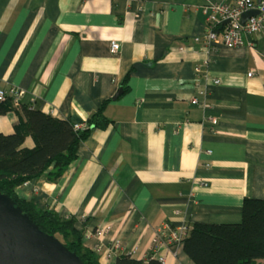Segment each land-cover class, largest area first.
<instances>
[{
	"label": "crops",
	"instance_id": "obj_1",
	"mask_svg": "<svg viewBox=\"0 0 264 264\" xmlns=\"http://www.w3.org/2000/svg\"><path fill=\"white\" fill-rule=\"evenodd\" d=\"M202 1L0 0L1 86L84 122L111 99L112 122L92 130L58 180L43 174L19 188L75 214L102 264L124 252L149 264L164 223L241 221L245 197H264V29L214 50ZM18 120L0 114V130ZM157 253L195 264L184 243Z\"/></svg>",
	"mask_w": 264,
	"mask_h": 264
},
{
	"label": "trees",
	"instance_id": "obj_2",
	"mask_svg": "<svg viewBox=\"0 0 264 264\" xmlns=\"http://www.w3.org/2000/svg\"><path fill=\"white\" fill-rule=\"evenodd\" d=\"M128 75L126 90L131 84ZM111 99L76 127L72 117H60L31 103L16 104L14 96L0 98V114L16 111L19 120L12 132L0 130V188L12 196L46 231L55 234L87 264H102L98 252L84 243L86 228L77 225L75 214L67 215L42 198L29 197L20 186L47 174L58 180L78 155L82 141L96 127H107L112 119L106 114ZM33 139L34 144L28 143ZM195 264H264V197L247 195L244 216L237 222L195 221L183 240ZM143 257L130 252L119 254L116 264H146ZM149 264H164L149 256Z\"/></svg>",
	"mask_w": 264,
	"mask_h": 264
},
{
	"label": "built area",
	"instance_id": "obj_3",
	"mask_svg": "<svg viewBox=\"0 0 264 264\" xmlns=\"http://www.w3.org/2000/svg\"><path fill=\"white\" fill-rule=\"evenodd\" d=\"M250 9H259L258 13L252 14L246 21H243V13ZM205 11L208 13V30L205 34L206 43L214 49L218 50L222 43L230 46L241 45L246 39L248 34L258 33L264 29V0H222L212 1L211 4L205 6ZM227 20V21H226ZM230 21V22H228ZM222 27L218 31V28ZM220 31L223 32V39L220 37ZM197 39L200 36L196 37ZM121 48V41L114 40L112 43V51L117 52ZM209 63V60H205ZM198 73V88L201 92L206 91L203 87L201 74H205L202 63L197 65ZM256 74L255 68H251L249 75ZM219 81V79H217ZM14 96L16 104L21 103V91L17 84H11L6 86L0 85V98L6 99L8 95ZM198 96L194 97V102L200 103ZM76 127H82L85 125L82 121L76 122ZM212 152V149H208ZM187 228L181 226H173L171 223L166 222L158 227L154 241L156 242L153 252V256L166 262L165 255H158L157 251L160 246L172 244L174 242L183 243L186 235ZM136 252V250L134 251ZM133 254V253H132Z\"/></svg>",
	"mask_w": 264,
	"mask_h": 264
},
{
	"label": "water",
	"instance_id": "obj_4",
	"mask_svg": "<svg viewBox=\"0 0 264 264\" xmlns=\"http://www.w3.org/2000/svg\"><path fill=\"white\" fill-rule=\"evenodd\" d=\"M258 12L259 9L245 11L243 21ZM0 264L87 263L58 236L43 229L0 188Z\"/></svg>",
	"mask_w": 264,
	"mask_h": 264
},
{
	"label": "rangeland",
	"instance_id": "obj_5",
	"mask_svg": "<svg viewBox=\"0 0 264 264\" xmlns=\"http://www.w3.org/2000/svg\"><path fill=\"white\" fill-rule=\"evenodd\" d=\"M202 3H203V8L205 9V6L207 5V4H211L212 3V1H205L204 2V0L202 1ZM207 20H208V17H207ZM228 22H230V21H228ZM219 29H222V27H219L218 28V31H219ZM183 48V47H182ZM30 141H33V139L31 138V140ZM78 156V155H77ZM76 156V157H77ZM75 159V158H74ZM49 178V177H48ZM50 179V178H49ZM51 180V179H50ZM28 182V181H27ZM43 199V198H42ZM48 204V203H47ZM49 205V204H48ZM49 206H51V205H49ZM63 213V212H62ZM65 214H67V213H65ZM67 215H70V214H67ZM100 232H102V229L100 230ZM123 245V240L121 239V238H118V239H116V241H115V243H114V246H116V247H121ZM97 252H98V254H99V256L101 255V253L98 251V250H96ZM152 252H154V248H152L151 249V253ZM100 261H101V257H100ZM259 262H264V258H260L259 259Z\"/></svg>",
	"mask_w": 264,
	"mask_h": 264
}]
</instances>
